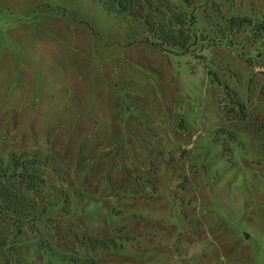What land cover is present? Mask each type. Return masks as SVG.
<instances>
[{"label": "rangeland", "instance_id": "1", "mask_svg": "<svg viewBox=\"0 0 264 264\" xmlns=\"http://www.w3.org/2000/svg\"><path fill=\"white\" fill-rule=\"evenodd\" d=\"M138 1L0 0V159L48 158L0 176V264H264V0Z\"/></svg>", "mask_w": 264, "mask_h": 264}, {"label": "trees", "instance_id": "2", "mask_svg": "<svg viewBox=\"0 0 264 264\" xmlns=\"http://www.w3.org/2000/svg\"><path fill=\"white\" fill-rule=\"evenodd\" d=\"M98 2L106 11L114 13L116 15H128L130 17L138 18L140 13L138 12V0H94ZM251 20L247 17H232L228 19L224 26V33L220 37L221 42H226L225 37L227 33L230 36L235 35L245 26H251ZM253 32L260 33L264 30L263 25H256L254 28L252 27ZM257 36V34L255 35ZM230 41H227L225 44L227 45ZM231 44V42H230ZM220 86L223 85L222 82H217ZM224 87V86H222ZM225 90H231L229 87L225 86ZM234 110L236 107H239V111L233 116L231 119L235 121H241L244 119L243 116V108L241 105L236 104L234 100L231 101ZM224 112L226 113V106L223 107ZM227 118L229 117V113L227 112L225 115ZM220 132H226V136H223V142L234 140L233 132L221 130ZM223 142L221 146L223 147ZM46 158L44 161L40 158H36V156L20 153L9 154V158L6 163L0 159V176L1 177H14L18 180H21L26 186L31 189L42 185L45 182L43 177V168L47 166ZM23 216H34V211L29 209H23ZM119 240L128 241V237L120 238ZM5 241H0V247L5 246ZM89 245L92 248H98L99 250H117L118 246L116 245L115 239L108 238L105 240H95L92 238H88L86 243H83V247ZM31 250L38 253L40 256H43L47 261H53L56 264H101L96 259L91 257H80L75 254H67L62 252L59 247L53 246L47 240H43L40 243H35L31 246Z\"/></svg>", "mask_w": 264, "mask_h": 264}, {"label": "water", "instance_id": "3", "mask_svg": "<svg viewBox=\"0 0 264 264\" xmlns=\"http://www.w3.org/2000/svg\"><path fill=\"white\" fill-rule=\"evenodd\" d=\"M241 234L245 240H248L250 238V235L243 230L241 231Z\"/></svg>", "mask_w": 264, "mask_h": 264}]
</instances>
